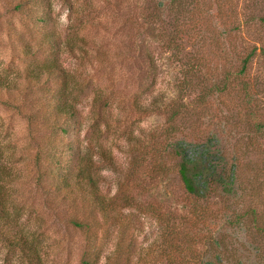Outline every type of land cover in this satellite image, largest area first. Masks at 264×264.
I'll list each match as a JSON object with an SVG mask.
<instances>
[{
    "label": "rangeland",
    "instance_id": "374dc122",
    "mask_svg": "<svg viewBox=\"0 0 264 264\" xmlns=\"http://www.w3.org/2000/svg\"><path fill=\"white\" fill-rule=\"evenodd\" d=\"M15 1L0 0V80L14 96L0 84V148L11 172L3 180L45 263L81 264L84 233L37 181L39 153L55 137L35 118L36 88L25 77L45 60L24 50L38 28H55L74 46L61 53L67 82L50 84L70 92L81 126L58 134L59 144L82 143L102 193L120 206L118 221L100 229L101 264L116 248L120 264L128 254L130 264H264V0H49L47 25L13 10ZM169 37L201 60L195 75ZM170 121L188 154L230 174L229 191H185L164 148ZM91 142L112 152L117 169ZM40 162L47 165L44 154ZM0 264H23L1 239Z\"/></svg>",
    "mask_w": 264,
    "mask_h": 264
},
{
    "label": "trees",
    "instance_id": "16d2710c",
    "mask_svg": "<svg viewBox=\"0 0 264 264\" xmlns=\"http://www.w3.org/2000/svg\"><path fill=\"white\" fill-rule=\"evenodd\" d=\"M11 8L27 14L36 20L38 25L41 23L47 25L53 20L49 0H16ZM37 34L34 47L31 44L24 46L25 54L31 56L39 53L45 60L36 64L30 63L26 68L25 77L36 88L35 118L39 117L55 136L49 143L50 149L39 153L38 185L54 195L57 207L59 206L61 211H69L70 226L84 233L81 264H101L105 248L100 237V229L118 221L120 206L117 200H110L102 193L98 175L92 172L96 160L85 152L82 143L79 140H70L65 146H60L62 141H58L57 138L58 134L69 135L81 126L80 110L70 92L65 87H52L50 84L67 82L68 73L61 62V53L64 48L74 52V46L64 40L55 28H48L45 31L38 28ZM167 45L173 49V55L186 66L187 71L195 75L196 67L202 66L201 60L195 59V54L183 52L174 37H169ZM33 48H36V51ZM254 55L255 52L251 51L245 57L242 73L248 70ZM0 84L2 87L5 86L1 80ZM5 87L8 88V95L14 98L10 84ZM171 115L175 119L176 114ZM170 126L166 135L170 136L171 140L167 137L168 141L164 148L166 154L176 158L179 178L185 191L194 197H203L212 189V185L223 186L224 190L229 191L233 185L230 174L228 175L225 170L219 173L212 169L211 163H203L198 155L188 154L186 146L176 136L177 128L171 121ZM88 147L92 152L102 156L111 168L117 169L116 159L103 143L91 142ZM155 152L157 155L160 150ZM42 154L48 159L47 165L40 162ZM135 157L136 168L141 163V157L139 153H136ZM161 167L166 169V162H162ZM10 173L0 148V239L19 254L23 264H46L39 246L29 238L20 224V208L11 204L6 180H3L9 177ZM209 178L211 179L208 180ZM116 250L113 255L106 256L105 264H120ZM124 259L126 264L132 261L130 254Z\"/></svg>",
    "mask_w": 264,
    "mask_h": 264
}]
</instances>
